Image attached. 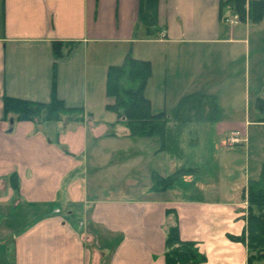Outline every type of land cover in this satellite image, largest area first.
Here are the masks:
<instances>
[{
  "label": "crops",
  "instance_id": "0c3cea01",
  "mask_svg": "<svg viewBox=\"0 0 264 264\" xmlns=\"http://www.w3.org/2000/svg\"><path fill=\"white\" fill-rule=\"evenodd\" d=\"M139 1L0 0L1 263L165 264L166 229L176 222L180 238L205 255L198 264H247L246 241L236 237L246 232L251 157L264 154L262 135L256 151L247 136L251 124L263 127L264 44L253 62L250 45L252 32H264V16L228 24L219 19V0H158L148 27L138 20ZM55 41L63 43L58 57ZM127 55L150 62L144 93L168 123L182 116L185 97L216 103L215 116H184L214 124L211 162L185 165L188 172L163 191L152 189L151 174L178 166L156 158L185 157V128L177 155L159 150L155 137L128 136L114 112L104 113L113 102L107 69ZM53 87L66 107L83 110L82 121L4 117V96L49 102ZM142 138L157 146L146 150L136 143ZM240 146L244 159L232 155ZM133 175L138 182L123 186Z\"/></svg>",
  "mask_w": 264,
  "mask_h": 264
},
{
  "label": "trees",
  "instance_id": "16d2710c",
  "mask_svg": "<svg viewBox=\"0 0 264 264\" xmlns=\"http://www.w3.org/2000/svg\"><path fill=\"white\" fill-rule=\"evenodd\" d=\"M158 0L139 1V21L146 26L156 24V10ZM231 14H237L240 21L257 23L264 16V0H219L218 16L224 21ZM63 43H53L54 56L63 53ZM151 75V64L148 60L136 59L127 55L119 65H110L106 73V95L113 99L106 109L116 114L117 120H122L126 134L130 137H155L159 140V150L180 155L179 145L182 138L180 129L190 123L184 116L193 113L205 115L217 114V107L213 97L199 95L185 97L179 103L180 119L172 124L166 120L164 112L154 113L150 108V101L144 90ZM264 89V84H263ZM260 110L264 109L262 99ZM193 112V113H192ZM81 108H68L63 101L56 97L52 88L49 102H36L9 96L3 97L4 117H15L16 120H31L36 123L49 121H67L77 123L83 119ZM198 118V117H197ZM263 122L262 151L264 152V118L257 120ZM190 167L180 166L167 176L157 172L151 174V187L155 191H163L171 186L175 180L186 174ZM18 180L11 177V186L16 189ZM247 226L245 234L237 239L246 241L247 264H264V162L261 163L258 176L250 178L247 183ZM165 264H198L205 260L194 241L182 240L176 222L169 225L165 236Z\"/></svg>",
  "mask_w": 264,
  "mask_h": 264
},
{
  "label": "rangeland",
  "instance_id": "374dc122",
  "mask_svg": "<svg viewBox=\"0 0 264 264\" xmlns=\"http://www.w3.org/2000/svg\"><path fill=\"white\" fill-rule=\"evenodd\" d=\"M260 26H255V29H260ZM264 34V32H260L259 34H253V32L251 33V60L253 62V55L254 57L256 55H258V52H260L262 50V47H259L261 44H264V41H259L258 40V35H262ZM260 42V44H259ZM251 87L253 88V77L251 76V79L249 80ZM104 111V110H103ZM109 110V112H104L107 113L108 115L114 116V114L112 113L113 111ZM106 114L102 115L100 118H105ZM118 125H115V129H119L122 124L117 122ZM121 125V126H120ZM248 127V126H247ZM185 137H186V144L188 145L186 150H185V157L183 159H178L173 155H167L165 153H161L156 160H160L162 157H165L166 160L169 161V166H171V169L173 168V166L177 165L178 167L181 166H201V164H206V166L211 162L212 160V155H213V149L215 148L216 145V136H214V124L211 121H207L206 119H202L196 122H190V124L186 125L185 127ZM260 129V130H258ZM247 136L250 139V148L251 150H255L257 149L258 145L257 144V138H259L260 135H262V128H258L257 126H253L251 124V126H249L248 130H247ZM184 137V138H185ZM183 138V139H184ZM231 138V137H230ZM229 138V139H230ZM155 138H142L141 140H137L136 143L138 144H146L147 145V149L146 150H151L152 146H157V143L153 145ZM139 141V142H138ZM245 146V145H244ZM244 146H240L238 147L235 151L232 152L233 156H238V158L244 159V155L246 154V148H244ZM262 148V147H261ZM229 155L231 154V152L228 153ZM202 156V157H201ZM256 155H254V157H251V163L250 165L252 166V168H255V175H257V171L259 170V167L261 166V163L264 162V154H260L259 153V157ZM247 157V156H246ZM204 159H206L204 161ZM202 162L199 164V162ZM109 162V161H108ZM206 172L203 171V177L205 176ZM254 175V178H256V176ZM253 176V175H252ZM178 181V180H177ZM131 182L133 184L138 182V179L133 175L131 177H129V179L127 180V183H125L123 186H128L131 185ZM174 185H178L177 182ZM124 193V192H121ZM245 193V191H244ZM243 193V199L245 202V206L247 207L248 202H247V195H245ZM118 193L116 190L113 191V196H117ZM247 209V208H246ZM2 257H0V264L1 263ZM9 260V259H8Z\"/></svg>",
  "mask_w": 264,
  "mask_h": 264
},
{
  "label": "built area",
  "instance_id": "2783aa9c",
  "mask_svg": "<svg viewBox=\"0 0 264 264\" xmlns=\"http://www.w3.org/2000/svg\"><path fill=\"white\" fill-rule=\"evenodd\" d=\"M224 21L228 24H237L238 22H240L237 14H231V15L227 16ZM163 36H164V34L161 33V37H163ZM237 133H238L237 131L233 132V135L231 136V139H230L231 142H237L238 141V138L236 136Z\"/></svg>",
  "mask_w": 264,
  "mask_h": 264
}]
</instances>
